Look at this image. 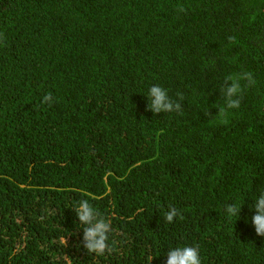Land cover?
Instances as JSON below:
<instances>
[{
  "label": "trees",
  "instance_id": "trees-1",
  "mask_svg": "<svg viewBox=\"0 0 264 264\" xmlns=\"http://www.w3.org/2000/svg\"><path fill=\"white\" fill-rule=\"evenodd\" d=\"M154 85L181 111L148 110ZM262 193L264 0H0V264H166L185 246L264 264ZM82 199L110 221L102 255Z\"/></svg>",
  "mask_w": 264,
  "mask_h": 264
},
{
  "label": "clouds",
  "instance_id": "clouds-1",
  "mask_svg": "<svg viewBox=\"0 0 264 264\" xmlns=\"http://www.w3.org/2000/svg\"><path fill=\"white\" fill-rule=\"evenodd\" d=\"M180 11H184L181 6ZM230 43L235 42V37H228ZM231 80L232 84L222 91L224 93V106H219V112L216 115L221 119L222 123H227V115L229 110L238 109L240 107V94L242 92L241 80H246L248 86L255 83L251 73H243L236 76L229 75L225 78ZM179 95V99L183 96ZM236 97V98H233ZM148 110L152 113H167V112H180L181 104L173 101L167 90L154 85L148 92ZM45 102L51 100V94L44 97ZM255 215L252 216V224L255 227V232L258 236L264 237V193H262L256 200L253 206ZM227 213L229 217L237 216L240 214L241 207L235 205H228ZM76 216L79 222L84 225L83 227V246L88 253L102 255L106 250L110 251L108 245L109 233L111 231L110 221L101 217L100 213L94 209L87 199L80 200L75 209ZM178 215L177 209L171 207L165 213V220L169 223L173 222L174 217ZM166 264H201L198 249L196 247H177L167 253Z\"/></svg>",
  "mask_w": 264,
  "mask_h": 264
}]
</instances>
